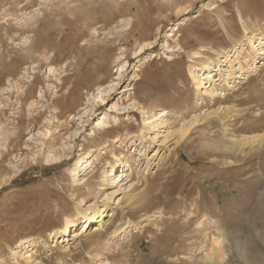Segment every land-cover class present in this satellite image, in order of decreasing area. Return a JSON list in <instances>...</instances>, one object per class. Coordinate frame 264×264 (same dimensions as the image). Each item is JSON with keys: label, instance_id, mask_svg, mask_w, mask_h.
<instances>
[{"label": "rangeland", "instance_id": "1", "mask_svg": "<svg viewBox=\"0 0 264 264\" xmlns=\"http://www.w3.org/2000/svg\"><path fill=\"white\" fill-rule=\"evenodd\" d=\"M0 264H264V0H0Z\"/></svg>", "mask_w": 264, "mask_h": 264}, {"label": "bare ground", "instance_id": "2", "mask_svg": "<svg viewBox=\"0 0 264 264\" xmlns=\"http://www.w3.org/2000/svg\"><path fill=\"white\" fill-rule=\"evenodd\" d=\"M15 56V55H14ZM26 57V56H25ZM196 80L198 81V87H201L202 85H203V80H200L199 78H196ZM212 86V83L209 85V86H207L206 88H209V87H211ZM251 138H247V137H244V138H241L240 139V142L238 143V142H236V145H243V144H246V143H248V142H250L251 140H250ZM254 139V138H253ZM261 145H263V144H261ZM261 147H263V146H261ZM259 149H263V148H259ZM126 173H125V170H123V172H122V175H125ZM85 218H86V220H85V225H86V231L92 226V228H93V232H97L98 230H100L101 228H103L104 227V224H105V217H106V214H105V212L103 211V212H99V211H96L95 213H94V215H92V216H87V215H85L84 216ZM93 224H96V225H94L93 226ZM74 233H75V235H78L79 233H78V230L76 229V230H74ZM65 240V239H64Z\"/></svg>", "mask_w": 264, "mask_h": 264}]
</instances>
